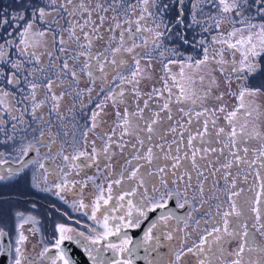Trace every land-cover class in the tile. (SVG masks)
<instances>
[{"label": "snow or ice", "instance_id": "1", "mask_svg": "<svg viewBox=\"0 0 264 264\" xmlns=\"http://www.w3.org/2000/svg\"><path fill=\"white\" fill-rule=\"evenodd\" d=\"M257 3L259 4L257 13L264 19V0H251V2L250 0H137V4L140 7V15L134 21L127 16V13L135 11V5L128 3V0H108V8L99 3V0H97L94 8L86 4L85 0H78V2H74V0H32L31 3H25L22 6L23 9L28 11V19H25L24 11L18 12L15 16H10L9 19L0 18V25L8 26L0 32V134L6 137V140L0 141V143H6L8 140L14 138L15 133L19 130L17 125L26 123L24 120L25 114L30 115L33 120H43L42 116L37 117V112L49 101H51V111L55 112L59 118L64 119L59 109L65 95H70L74 92V101L83 97L85 93L90 95L94 90L97 79L106 83H113L115 87L101 88L103 96L96 101L95 108L88 114V123L84 126V131L81 133L82 138L87 143L88 133L94 132L99 126L98 117L101 116L109 102H111L115 110V126L112 128L110 134L103 133V135L98 137L104 141L99 150L95 147V141L91 142L93 148L90 157L86 150H82L77 151L72 156L64 155L63 159L69 162L70 167L76 168L88 166L86 163L76 164V161L80 157L89 158L90 163L95 164L97 172H99L98 157L104 156L109 161L105 164V168L111 174L113 169L111 160L116 155V152L112 150L113 146L120 153H123L129 144V141H125V137H131L135 141L131 143V149L133 150L131 158L125 160V166H122L118 178L108 182L106 189L108 195L105 196V188L102 184L95 185L99 190V194L92 204L90 219L100 223L96 213L113 200L111 194L113 184L120 185L125 179L136 182L130 184L128 190L122 192L117 197L118 201H125L127 197H135L138 188H143V193L137 198L136 203H133L132 199H127V212L123 215L111 217L107 214V209L101 213L103 231L95 236L84 237L82 240L83 233H78L75 229L66 227L64 224L58 225L57 231L59 236L54 243V247L58 250V255L51 257L52 264H72L68 252L62 247L66 240L81 245L88 254L92 264H132V257L138 249L144 247L145 251H148L149 249L146 245L150 241H155V244L151 248L152 251H155L156 247L159 246L160 237H154L152 229L161 225H167L168 219L175 216V211L168 209V202L179 200L181 196V182L183 183L184 193H187V190L192 187L193 172L195 173L196 190L203 197L205 191L204 184L209 179V175L215 177L222 169L230 170L234 166L239 168L241 165H246L248 169H252L253 165L257 164L259 168L255 169V173L258 183L254 188L249 189V191L253 192V195H245L243 202H238L237 198L244 192V189H237L236 178L234 177L230 187L227 189L228 209L220 212L219 208L221 205H217L218 210L215 216H218L220 221H216L215 217L204 221L210 227L204 228L203 234L198 233V242L193 240L191 246L187 248L184 247L187 244L186 237L191 234L185 232L183 236L179 237L181 241L180 250L172 253L174 260L170 258L165 264H177L182 256L188 252L198 257L197 264H214V261H219L220 264H261L260 261L252 260L251 258L245 260V254L257 250L255 236L247 223L249 218L254 220L251 228H255L261 236H264V172L261 171L264 170V134H261L259 131L249 130L247 120L241 121L237 118L239 110L246 108L244 102L245 95L255 96L259 90H251L241 86L237 108L228 112L225 117L231 126V130L226 132L221 127L213 134L209 131V125L211 124L213 128H216V120L211 119L209 114L217 110L224 112L225 108L221 106L219 109L210 110L202 108L200 111H196L195 106L197 104L202 105L204 100L207 99L208 94L206 93L204 96L198 95L191 87L196 83V80L192 75H186L185 72L186 68L193 67H195L196 71H199L201 66L207 64L209 61L208 48L204 46L205 41L200 40L198 42L203 47V58L199 60H194L192 56L185 58L183 53L175 47L161 48L163 43L162 38L165 36L170 40L175 37L183 44L191 46L189 40L184 36V31L185 29H195L197 26L202 31H207L209 25L204 20L198 18L206 15L207 20L212 22L211 26L217 32L212 37V44L220 45L215 50V55L211 59L216 60V63L220 65L229 63L224 59L225 51H229L232 56V71L236 73V78L247 80L248 75L258 70V58L264 56V22L254 23L246 15ZM150 4L157 9L156 12L149 11ZM116 5L121 6L119 14L125 15L124 23L128 25L125 31L128 32L129 38L133 40V43L131 46L125 47L124 32L122 31L119 45L110 49L112 58L109 61L103 52L95 55L91 53L93 39H102L103 37L99 35L93 37L89 32L84 31V29L92 25L91 32L98 33L99 28L103 26L107 17L99 15L100 24L96 25V21L92 19L93 12H107L109 8L116 11ZM206 6L216 9V14H212L211 12L205 13ZM53 13H56V16H53ZM85 13L87 17H85ZM166 13L169 16H174L171 22L165 19ZM76 16L81 17L83 23H80L79 20H68V28L59 26L60 19ZM145 16L152 18L156 29L163 27L164 31H156L151 27L141 24L140 22L145 19ZM49 17H51V20H49ZM112 19L116 21L115 16ZM225 20L232 25L231 29L226 33L219 31L221 24ZM18 21H24L23 25L21 26ZM37 21L43 22L46 27L43 29L34 28ZM237 23L240 24V27H236ZM13 24L16 27H12ZM133 24H135V29L132 27ZM177 26H179L178 30L173 32V28ZM120 27L121 24L118 21L115 22L114 26H110L108 30L113 33L110 39H116L114 35L115 29H119ZM77 29L83 33V43L80 42L81 37L77 34ZM64 31L68 32L69 39L73 40L80 49H84L83 51H79L75 56H69L68 59L79 63L81 56L89 57V59L96 61V67L101 75L97 77L92 70L93 65L88 60H85L79 67V72L84 73L89 78L91 86L77 91L76 88L79 85L80 77L77 75V71L72 70L70 67L68 59H65L59 65V70L65 77H71L72 83L69 85V89L61 91L57 95L54 87H61L65 83V80L61 78L60 74H54L55 79H53L52 75H49L52 69L57 68V65L51 59L53 52L49 48V44H58V51L61 54L65 53L67 51L64 47L66 41L61 34ZM13 32H15V36L12 35ZM143 32L153 33L151 41L153 51L159 50L158 55L160 57H164V52L167 51L169 56L172 57V59H166L164 63L165 73L170 72L169 65L179 63V76L181 78L177 80L175 74L170 77L162 76L164 88H152L151 92L148 93L149 99H152L153 96L163 98L164 92H167L168 96L159 105V111H153L148 119L144 117V109L149 107L148 100L144 101L143 108L140 107L138 102L139 98L143 95L139 90V78L143 76L140 60L146 59L150 62L153 57L151 53H136L132 56L133 63L129 66L128 61L120 55L122 52L132 54L136 48L141 47L140 44L135 43L138 34H140L141 39H144V46H146L149 41L143 38ZM49 33H51V36H49ZM41 49L44 51H41ZM45 52L49 58L47 66L41 62ZM237 53L240 55L239 60H236ZM176 57H180V60L175 59ZM106 64L115 66V68L110 67L109 71H117L111 82L106 81ZM148 67H151V63L148 64ZM125 69L128 75L123 74ZM219 70L221 72L224 71L223 68ZM37 73L40 75L37 76ZM242 73H247L248 75L242 76ZM168 79L173 81V87L178 89L177 93L174 94L172 88L168 87ZM199 79L202 83L204 77L200 76ZM125 83L133 85L131 92L136 97V110L129 112L127 107H125L122 114L119 110V105L125 103V89L123 87ZM212 83H216L214 78ZM228 83H231V81L229 80ZM22 84L24 87L21 86ZM41 87L45 90V96L43 99L38 100V90ZM231 94L235 95V93ZM222 98L223 93L217 97V99ZM173 103L190 104L187 110L183 107L178 109V112L182 113L183 117H188V119L187 121H182V119L177 120L174 124H170L167 129H162L160 125L163 120H173L172 108L170 107ZM17 104L21 105V107L18 108ZM73 107H75V103ZM71 111L72 108H69V112ZM161 112H166L167 115L162 117L160 115ZM251 115L252 110L246 109L243 113L245 117ZM5 116L9 119L6 120ZM202 116L205 119L201 122L200 117ZM9 121H14L15 123H11L10 130H6ZM139 121H143L145 126L141 127ZM45 123L47 122L45 121ZM194 124H199V126L193 128L192 125ZM117 129H120L119 136L116 140H113V136L117 135ZM141 132L146 134L143 138L140 136ZM185 133H187V136H185ZM169 134H174L170 143L166 140ZM43 136L44 132L41 130L40 137L43 138ZM154 137L165 141V143L154 144L145 148L146 141L151 143ZM249 139H258L260 142L258 148L251 149L254 153L251 159L248 158L249 148L245 146ZM55 142L53 138L51 143L54 144ZM217 143L221 144L222 147H215L214 145ZM237 145H240V147ZM154 149H158V151H154ZM225 149H228L227 155H225ZM33 150L37 151L38 154V149H34V145L31 143L22 148L25 155ZM221 157H224V159L221 160ZM140 161L144 163L141 164ZM145 165H150L151 167L141 172V168H144ZM129 166H131L130 171ZM40 167L43 168L44 165L41 163ZM239 175L240 173H237V176ZM145 176L155 177L159 186L166 190L161 191L157 184H152L150 188L145 187L148 183L145 180ZM169 176L170 178H168ZM230 176H232L231 171H225L221 178L228 184ZM95 179L96 177H88V180L93 182H95ZM244 180L247 181V176H244ZM169 183L175 187L169 189ZM67 184L68 181L65 179L63 184H57L55 187L60 191H64ZM84 184L86 186L87 181ZM217 184L218 181L214 179L213 187ZM150 191L159 193L158 197L155 199L150 197L148 195ZM57 195H59V192ZM60 198L63 199L62 196ZM213 198L218 199L215 196ZM145 199L151 202L145 203ZM193 199H195V196ZM206 202L203 201V203ZM187 203L188 200L185 196L184 202L179 203L178 206L183 208ZM76 206V203H74L73 207ZM78 206L79 208L88 207L83 201L78 202ZM117 206L123 208L125 205L118 204ZM116 210V208L111 209V211ZM157 210H160V212L144 233L143 241L135 243L133 247H130L134 242L126 232H123V229L139 228L144 220L149 219V213H155ZM230 217L235 218L231 221V228L229 227ZM176 219L178 222L183 220L185 228L188 227L187 221L189 217H176ZM29 220L34 221V218L28 217L23 223H27ZM110 220L123 221V223L110 225ZM23 223L20 225L21 227H23ZM195 223L197 226H200L201 221L197 220ZM93 231L95 230L93 229ZM175 231H179V228H175ZM160 232L161 235H165V230L162 226L160 227ZM3 235L5 234L0 231V236ZM113 236L118 237V243L109 240ZM165 238L169 241L173 240V231H168ZM26 239L23 233H21L17 243H22ZM233 240H237L239 243L236 248L229 252L224 247V244L231 243ZM106 241L107 243L105 244L104 242ZM169 247L171 248V245ZM259 250L264 251V249ZM49 251L50 249L46 247L41 255H47ZM108 251L112 252L113 257L127 253L128 259L107 258L104 254ZM16 252L18 255H22L19 247L16 248ZM208 253H211L213 259L207 258ZM201 254H205L204 258H200ZM15 264H21V259H16ZM149 264H156V262L150 261Z\"/></svg>", "mask_w": 264, "mask_h": 264}, {"label": "rangeland", "instance_id": "2", "mask_svg": "<svg viewBox=\"0 0 264 264\" xmlns=\"http://www.w3.org/2000/svg\"><path fill=\"white\" fill-rule=\"evenodd\" d=\"M136 1V0H135ZM134 0H128V3L135 5V11L134 12H129L127 13V16L131 20H135L139 15H140V7L137 4V1L135 3ZM116 11H113L111 8L107 12H105V17L107 19L105 20L106 23H103V26L99 28L98 33H94V37L96 35L102 36L105 38V32L107 29L110 28V26H114L115 22L118 21L121 24V27L119 29H115L114 35L116 37L115 40L110 39V37L113 35L112 32H107V35L109 37L108 43L111 48H115L119 45V38L120 34L123 31L124 32V38H125V47L131 46L133 43V40L129 38V34L125 29L128 28V25L124 23L125 20V15L119 14L121 12V6L116 5ZM149 11H152L151 9V4L149 5ZM206 13H209V11H206ZM213 14V13H212ZM216 14V13H215ZM233 15H235L233 13ZM246 15H248L251 19L252 22L257 23L260 22L259 17L260 14L257 12H247ZM116 17V21H114L112 18ZM95 21L96 18L98 17L97 14L94 15ZM207 17V16H206ZM208 21V24L211 25L212 22L210 20ZM143 25H146L148 27L153 28L156 31H164V28L161 27L159 29H156L155 24L152 21V18L145 16V19L140 22ZM100 21H96V25H99ZM207 24V25H208ZM104 25L106 26V30H101ZM133 29H135V24L132 25ZM232 25L225 20L221 24V28L219 29L220 32H227L231 29ZM236 27H240V24L237 23ZM211 33L217 34L216 30L214 28L206 31L205 37H202L200 34L199 30H188L187 31V39L193 41L197 45H185L182 42H180L178 39H168L167 36L162 38V45L161 48H178L180 52L183 53L184 57L192 56L194 60H199L203 58V47L199 45L200 40L205 41V45L208 48V55L210 57L209 61L207 64L202 65L199 71L195 70V67L193 68H186L185 72L186 75H192L193 78L196 80V83L192 85L191 87L197 92L198 95L204 96L206 93L208 94L207 99L204 100L203 104H197L195 106L196 111H200L202 108H208L210 110L212 109H219L221 106H224L225 111L220 112V111H215L210 112V118L216 120V128H213L212 125H209V131L212 132L213 134L218 128L223 127L225 131H230L231 126L228 124L227 120L225 119L226 115L228 112L233 111L235 108H237L239 104L238 96L241 90V86L245 88H249L251 90H256L258 89V93L255 96H249L245 95V105L246 108H241L237 114V118L241 121L247 120L248 122V129L249 130H255L259 131L261 134H264V76L263 73L264 71H258L256 75H248L247 73H242L241 75H248L247 80L244 79H237L236 78V73H233L232 71V65H231V60L232 56L229 51H225L224 53V59L228 61L229 63L220 65L216 63V60L211 59L215 55V50L220 47V45H213L212 44V36ZM143 38L147 39L149 43L144 46V39L140 38V34H138V38L135 40V43L140 44L141 47H138L135 49L134 53L128 54V53H121L120 55L123 56L124 59L128 61V65L130 66L133 63L132 56L135 55L136 53H141V54H147L151 53L153 59L149 62L146 59H141V68L143 69V76L140 79V84H139V90L143 93V95L139 98V105L140 107L143 108L144 106V101L148 100L149 107L144 109V117L145 119H148L153 111H159V105L164 102V99L167 98L168 93L164 92V96L158 97V96H153L152 99H149L148 93L151 92L152 88H159L163 89L164 88V82L161 79L162 76L165 77H170L171 75L175 74L177 76V80H180L179 72H180V64L175 63L169 65L170 67V72L165 73L164 71V63L166 62V59H172V57L169 56V53L167 51L164 52V57H160L158 55L159 50L153 51V44L151 43L153 39V33L151 32H143ZM101 39H95L93 40V44H95V49H93V53L97 51L96 47L100 45ZM92 53V52H91ZM139 58V57H138ZM175 59L180 60V57H176ZM218 59V57H217ZM240 59L239 53L236 55V60ZM151 63V67H148V64ZM115 68V66H114ZM223 68L224 71L221 72L219 69ZM117 74L116 70H113L110 74H107L106 76V81L111 82L112 78ZM124 75H128L127 70L125 69L123 72ZM203 76L204 80L201 83L199 77ZM150 77V79H149ZM213 78L215 79L216 83L213 84L212 80ZM231 81V83H228V81ZM91 86V81L86 80L82 77H80V82L76 90L78 91L79 89H84ZM253 86V87H251ZM108 88V87H115L113 83H106L105 81H101L100 79H97L95 82L94 90L91 92L89 95L88 93H85L83 97L77 99L74 101V96L75 93L72 92L70 95H65L64 99L61 101V108L59 109L60 114L64 117V119H61L58 117V115L55 112H52L49 110L50 114H47V117L51 116L50 122L53 124H56L60 127L62 133H66L62 139V149L63 150H75L77 151H82L86 150L89 153V157L92 154V148L93 144L91 143L93 140L95 141V147L99 150L100 149V132L101 129L102 132L104 133H111L112 128L115 126V121H116V115H115V110L112 107L111 102L107 104V106L104 108L103 113L101 114L100 117H98V120L100 122L106 121L105 123H99V126L94 130V132H89L88 133V140L87 143L83 140L81 133L84 131V126L88 123V114L95 108V103L98 99H100L103 96V93H101V88ZM125 89V103L119 105V110L123 114L125 107H127L129 112H134L136 110V97L134 94L131 92V88L133 85L125 83L123 85ZM168 87H171L173 90V93H177L178 89L173 87V81L171 79H168ZM251 87V88H250ZM69 89V85H68ZM223 93V98L222 99H217ZM231 93H235V95H232ZM99 94V95H98ZM91 101V103H90ZM75 103V107H73V104ZM170 107L172 108V113H173V120L168 121V120H163L162 124L160 127L162 129H167V127L170 124H174L177 120L182 121H187L188 117H183L182 113L178 112V109L183 107L185 110H187L190 107V104L185 103V104H171ZM69 108H72V111L69 112ZM247 110H252V115L251 116H243V113ZM55 113V114H54ZM160 115L162 117H165L167 115L166 112H161ZM105 116V117H103ZM138 119V118H136ZM205 119V117H200V121L202 122ZM109 122V126H108ZM140 126L144 127L143 121H139ZM199 124H194L192 125L193 128L198 127ZM178 127V126H177ZM117 135L113 136V140H116L119 136L120 129H117ZM103 134V133H102ZM146 134L141 132L140 136L143 138ZM174 134H169L166 137L167 142H171L173 139ZM185 136H187V133H185ZM125 141H129L128 147L125 148L123 153H120L118 149L113 146V151L116 152V155L112 157L111 163L113 165V169L111 174H109L108 170L105 168V164L108 163L105 159V157H98L99 159V168L100 171L97 172V166L93 164L91 166V172L93 174V177H96L95 182H93V190H94V198L96 199V196L99 194V190L95 187V185L102 184L105 188V196L108 195L106 189L108 186V182L110 180H114L118 178V174L121 171L122 166H125V160L131 158V143H134L135 141L131 138L126 136ZM159 143H165V141L160 140L156 137L153 138V141L151 143L147 142L145 143V148L150 147L154 144H159ZM215 147H222L221 144L217 143L214 145ZM240 147V145H237ZM249 148V153H248V158L251 159L254 156V153L251 151L252 148H258L260 146V142L258 139H249L247 140L246 145ZM173 147H175L173 145ZM143 151V149H141ZM154 151H158V149H154ZM228 149H225V155H227ZM219 155V154H217ZM81 158H86V157H81ZM224 157H221V160H223ZM135 163V162H134ZM141 164H143V161H140ZM163 163V162H162ZM170 163V162H168ZM80 164V163H79ZM92 165V163H91ZM150 165H145L144 168H141V172L145 171L146 168H150ZM259 165H253L252 169H248L246 165H241L239 168L233 167L230 170H221L216 174L215 177H212L209 175V179L205 182L204 184V195L203 197L200 196L199 192L196 190V179H195V173L193 172V180H192V187L187 190V193L185 194L183 191V183L181 182V196L179 198V202L182 203L185 199V196L188 200V202L191 205V209L188 212L189 219L187 221L188 223V229L190 238V246L192 244V241L195 240V238L198 237V226L196 225L195 221L196 219V210L199 207V211L201 212L202 216H205V219L200 220L201 223H204V221L211 220L213 217H215L216 221H220V218L218 216H215V213L217 212V205H221L219 208L220 212H223L228 209V199H227V189L231 185L232 179L235 177L236 178V186L237 189H244V192L241 193L240 197L237 198L238 202H243V197L245 195L251 196L253 195V192L249 191L250 188H254V186L258 183L256 179V173L255 169H258ZM131 170V166H129V171ZM225 171H231L232 176L229 177V182L228 184L225 183V181L221 178L223 173ZM264 172V170H261ZM237 173H240L239 176H237ZM127 175V173H125ZM244 176H247V181L244 180ZM107 177V179H106ZM170 178V176L168 177ZM217 180L218 184L213 187V180ZM145 180L148 181V183L145 185V187H149L152 184H157L158 187H160L161 191H165L163 187L159 186L158 181L156 180L155 177H148L145 176ZM125 181V182H124ZM120 185H112V197L114 195L118 197L122 192L128 190V186L130 184L136 183L135 181H129L125 179ZM171 184V183H170ZM175 186L171 184V188H174ZM169 188V187H168ZM258 190V189H257ZM119 191V192H115ZM144 189L143 188H138L137 189V195L135 197H127L125 201H118L117 200V205L118 204H124L125 206L123 208L116 206H111L109 203L107 206H104L101 208L100 211L96 213L97 219L100 220L101 218V213H103V208L108 210V215L111 217H118L120 215H123L127 212V204L126 201L127 199H132L133 203H136V200L140 195L143 193ZM74 192V188H66L64 191H62V201L61 205L64 208H68L73 206L74 203V195L72 194ZM150 197L153 199L157 198L159 193H153L149 192L148 194ZM195 196V199L193 197ZM213 196L218 197L214 198L216 200L215 205L212 204ZM95 201V200H93ZM182 201V202H181ZM203 201H207L206 203H203ZM145 203H150L151 201L148 199H145ZM102 203V202H101ZM196 206V208L194 207ZM66 208V210H68ZM112 208H116V211H111ZM80 210L78 209V212ZM61 219H65V217L62 216ZM230 224L229 227L231 228V221L234 220V217H230ZM169 220V219H168ZM97 223V221H94ZM64 225L69 224L68 220H63L62 222ZM103 221L100 220L101 225H98L96 229L100 231V233L103 231L102 227ZM110 225H115L118 223H123V221H109ZM247 223L249 225V228L251 232L255 236V243L257 245V250L252 252V253H246L245 254V260L251 258L252 260L260 261L261 264H264V251H260L259 249H264V236H261L260 233L255 229L251 228V225L254 223V220L249 218L247 220ZM185 226L181 225L179 228V231H176L178 233V239L176 242H174L171 245V248H169L165 253H162V257L159 258L161 262L158 264H162L168 260V259H173L174 260V255L172 253L180 250L181 247V241L179 237L184 235L185 231ZM70 227V226H66ZM210 227L209 224H206V228ZM95 236V235H94ZM188 241V242H189ZM115 243V242H114ZM118 243V242H117ZM239 241L233 240L231 243H225L224 247L231 252L234 248L237 247V244ZM185 247V246H184ZM187 248V247H186ZM111 252V251H109ZM205 254H201L200 258H204ZM116 258H121L120 256H117ZM208 259H213L211 256V253L207 254ZM197 259L198 257L194 255L191 252L186 253L185 255L182 256L181 260L177 262V264H197ZM231 259V257H229ZM214 264H220L219 261H214Z\"/></svg>", "mask_w": 264, "mask_h": 264}, {"label": "flooded vegetation", "instance_id": "3", "mask_svg": "<svg viewBox=\"0 0 264 264\" xmlns=\"http://www.w3.org/2000/svg\"><path fill=\"white\" fill-rule=\"evenodd\" d=\"M135 1V0H134ZM137 1V0H136ZM135 1V3H136ZM32 0H0V18L9 19L10 16H15L18 12L24 11L25 19H28V11L23 9V5L25 3H31ZM74 2H78V0H74ZM251 2V0H250ZM86 4H89L91 7H95L97 0H85ZM105 8H108V0H99ZM259 4L252 8L250 12H257ZM152 12H156L157 9L152 7ZM209 11L213 14L216 13V9L211 8L210 6L205 7V13ZM104 15L105 12L98 11L93 12L92 19L94 20V15ZM53 16H56V13H53ZM85 17L87 14L85 13ZM204 20L207 24L208 21L206 15L198 17ZM165 19L171 22L174 19V16H169L167 13L165 14ZM51 20V17H49ZM68 20H79L80 23H83V19L81 17H66V19L59 20V26L63 28H68L69 24ZM261 23L264 22L261 15L259 17ZM96 21L99 22L98 17ZM18 23L22 26L24 21H18ZM104 23H106L104 21ZM209 25V24H208ZM7 25H0V32L7 28ZM12 27H16L15 24ZM46 25L43 22L37 21L34 25V28L43 29ZM173 28V32L178 30ZM92 25L85 27L84 31L89 32L93 37L94 33L91 32ZM210 29L214 28L209 25ZM11 30V29H9ZM101 30H106V26ZM188 30H199L202 37H205L206 31H202L199 26L195 29H185L184 36L187 39V31ZM108 29L105 32V38L101 39L100 45L96 47L97 51L93 53V49H95V44H92L91 52L93 55L97 53L103 52L105 56L108 57L109 61L111 60V51L108 43L109 37L107 35ZM66 41L64 47L67 51L61 54L58 51V44H49V48L53 52L52 61L55 62L57 68L52 69L49 72V75H52L53 79H55L54 74H60L61 78L65 80V83L61 87H54V91L57 95L60 94L61 91L67 90L68 85L72 83L71 77H65L63 73H60L59 65L63 60L68 59L69 56H75L79 51H83L84 49H80L77 44L69 39L68 32L64 31L61 33ZM77 34L81 37V43H83V33L77 29ZM15 36V32L12 33ZM211 35H215V33H211ZM51 36V33H49ZM97 36V35H96ZM212 36V37H213ZM176 40V38L174 37ZM95 40V39H93ZM189 40V39H187ZM190 44L197 45L193 41L189 40ZM41 51H44L41 49ZM59 57V59H57ZM88 60L93 65L94 74L99 77L101 73L96 67V61L89 59V57L81 56L79 58V63L68 59V63L72 70L77 71V75L86 79L89 78L84 74L79 72V67ZM259 68L253 75H256L258 71H264V56L258 58ZM45 66L49 63V58L47 53L45 52L41 61ZM114 68V66L110 64L105 65V71L107 74H110L112 71H109V68ZM40 74L37 73V76ZM264 76V73H263ZM59 83V81H57ZM24 87V85H21ZM253 87V86H251ZM250 87V88H251ZM18 96V94H17ZM45 96V90L41 87L38 90L37 99H43ZM15 103V101H14ZM50 103H46L43 108H41L37 112V117H43V120H33L30 115L25 114L24 120L25 124H18L17 128L19 129L12 140H8L6 143H0V231H2L5 235L0 236V264L2 262L1 256L4 253V245L6 244V248L8 246V251L6 256L7 264H15L16 259H21V264H52L51 257H55L58 255V250L54 247L55 240L58 238L59 233L57 231V226L63 224V220H68L70 225L67 223L65 226H70L75 229L78 233H83L84 236L81 237L83 240L84 237L94 236L100 231L96 229L99 223H95L94 220L90 219L92 215V204L94 198V188L93 181L88 180V177H93L91 172L90 160L85 158H79L76 161V164L79 165L82 163L88 164L87 167H70L69 162L63 159L64 155L72 156L76 154L74 150H63L62 149V139L64 137V133H62L60 127L56 124L50 122L51 116L47 117V114H50ZM17 107L20 108L21 105L17 104ZM61 108V107H60ZM55 114V113H54ZM5 119L9 118L5 116ZM45 121L47 123H45ZM11 123H15L14 121H9L8 128L6 130H10ZM43 130L44 136L40 137V131ZM55 139V143H51L52 139ZM6 140L2 134H0V141ZM31 143L34 145V149H38L37 151H29L27 155L24 154L22 148ZM101 147V145H100ZM62 150V151H61ZM103 157V156H101ZM35 161V162H34ZM43 164L44 167L41 168L40 164ZM95 166V164H94ZM65 179L68 181L66 188H74V203H76V207H69L68 210L62 207L60 198L62 196V191L57 189L55 185L63 184ZM87 181L85 186L84 182ZM125 182V181H124ZM169 189L171 184L168 185ZM50 189V190H49ZM82 189V191H81ZM59 192V195L57 193ZM119 192V191H115ZM83 201L84 204L88 205L86 208H79L78 202ZM212 204L215 205L216 200L213 198ZM177 206L180 203L179 200H175ZM182 202V201H181ZM184 202V201H183ZM182 202V203H183ZM73 203V204H74ZM111 206L117 205V197L114 195L113 200L110 202ZM169 204V202H168ZM191 205L189 202L185 204L183 208L186 209L184 215L189 217L188 212L191 209ZM193 206V205H192ZM196 208V206L194 205ZM78 209L80 210L78 212ZM105 208H103V212H105ZM199 207L196 210V219L203 220L205 216L201 215L199 211ZM135 215V214H134ZM65 217V219H61ZM101 221H103L102 215H100ZM182 214L179 213L173 217H170L167 225H161L165 230V235L168 231H173L174 239L169 241L165 238V235H161L160 227L152 229V234L154 237H160L159 246L156 247L155 251H152L151 248L155 244V241H150L146 247L149 249L145 251V248L142 247L137 250L135 256L132 257V264H139V261H143L142 264H149L150 261H155L156 264L161 262L159 258L162 257V253H165L174 242L178 239V233L175 231V228H180L181 225H184L185 222L183 220L177 221L176 217H181ZM28 217H33V220H29L27 223H23ZM183 217V216H182ZM150 219V218H149ZM148 220H144L139 228H125L123 231L127 232L128 236L132 238L134 241V234L138 232L143 226L149 223ZM155 217L152 218V222ZM23 223V227L20 225ZM151 223V221H150ZM150 224L146 227V230L142 233V238L139 242L143 241L144 233L147 231ZM185 227V226H183ZM206 228L205 223H201L198 226V233L203 234V229ZM93 229L95 231H93ZM188 232V227L185 229L184 233ZM23 233V235L27 238L22 243H17L19 239V235ZM190 236L186 237L187 244H185V248L190 246L189 241ZM109 240L111 242H118V237H110ZM195 240L198 242L199 235ZM189 241V242H188ZM105 244L107 243L104 242ZM64 249H72L75 252H83L85 255L84 258L76 257L79 264H92V261L89 259L88 254L84 251L81 245L76 244L75 242H64ZM19 247L21 254L18 255L16 252V248ZM49 248L50 251L47 255H41L45 248ZM132 247V245H130ZM138 253H142V256L137 259ZM105 257L107 258H116L113 257L112 252H106ZM123 259H128V254L124 253L121 255ZM82 259H85L84 261ZM137 261H136V260ZM75 260V262H76ZM164 264V262L162 263Z\"/></svg>", "mask_w": 264, "mask_h": 264}, {"label": "water", "instance_id": "4", "mask_svg": "<svg viewBox=\"0 0 264 264\" xmlns=\"http://www.w3.org/2000/svg\"><path fill=\"white\" fill-rule=\"evenodd\" d=\"M168 209L169 210H174L175 211V215H177L179 213V211H180L182 216L185 217V215H184L185 212L184 211L186 209H180L177 206L175 200L169 201ZM159 212H160V210H157V212H155V213H149V218H150L149 219V223H147L145 226H143L141 229H139L137 233L134 234V241H133L134 243H133L132 247L135 245V243H138L140 241V239L142 238V233L146 230V227L150 224V221L152 222V218L153 217L156 218L158 216ZM123 232H125V231H123ZM63 246L65 247V245H63ZM7 251H8V246L6 248V244H5L4 245V253L1 256V258H2L1 264H7V260H6V256H8ZM66 251L68 252V255H69V258L72 261V264H79L78 260L75 259L76 257H82V258L85 257L83 252H75L72 249H70V247ZM141 256H142V253H138L137 259H139ZM85 259H86V257H85ZM85 259H82V260L84 261ZM75 260H76V262H75ZM142 263H143V261H139V264H142Z\"/></svg>", "mask_w": 264, "mask_h": 264}, {"label": "trees", "instance_id": "5", "mask_svg": "<svg viewBox=\"0 0 264 264\" xmlns=\"http://www.w3.org/2000/svg\"><path fill=\"white\" fill-rule=\"evenodd\" d=\"M103 117H105V116H103ZM98 121H99V120H98ZM99 122H100V121H99ZM105 122H106V121H103V120H102V122H100V123H105ZM108 126H109V122H108ZM102 130H104V128L101 129V131H99V132H100V133H99L100 135H103L102 133H104V132H102ZM99 140H100V141H99V142H100V145H102L104 141H103L102 139H99Z\"/></svg>", "mask_w": 264, "mask_h": 264}]
</instances>
